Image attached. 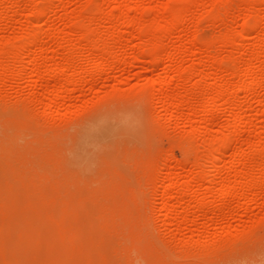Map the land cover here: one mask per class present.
Segmentation results:
<instances>
[{
  "label": "rangeland",
  "instance_id": "374dc122",
  "mask_svg": "<svg viewBox=\"0 0 264 264\" xmlns=\"http://www.w3.org/2000/svg\"><path fill=\"white\" fill-rule=\"evenodd\" d=\"M0 45V264H264V0H0Z\"/></svg>",
  "mask_w": 264,
  "mask_h": 264
},
{
  "label": "bare ground",
  "instance_id": "6f19581e",
  "mask_svg": "<svg viewBox=\"0 0 264 264\" xmlns=\"http://www.w3.org/2000/svg\"><path fill=\"white\" fill-rule=\"evenodd\" d=\"M172 8V7H171ZM171 10V9H170ZM184 9H181V11H182V13L185 11H183ZM37 11V10H36ZM35 11V12H36ZM180 11V12H181ZM184 14V16H185V14H187V13H183ZM180 15H182V14H180ZM34 17V16H33ZM176 18H177V16H175ZM116 18H118V17H116ZM119 18H121V17H119ZM118 18V19H119ZM180 18V17H179ZM83 19V18H82ZM125 19V18H124ZM168 19H170L171 20V18H168ZM168 19L166 20V21H168ZM181 19V18H180ZM121 20V19H120ZM132 21L133 20H135L134 18L133 19H131ZM178 21H176V19L175 20H173L172 19V21H170V23L171 22H173V23H175V25H176V22H178L179 24L180 23H182L183 22V20L182 21H180L179 22V19H177ZM185 20V19H184ZM78 21V23H79V20H77ZM82 21V20H81ZM114 21H116V20H114ZM83 22V21H82ZM129 22V21H128ZM117 23V22H116ZM134 23V22H133ZM132 23V24H133ZM166 22H164V24H165ZM167 23H169V22H167ZM177 23V24H178ZM80 24V23H79ZM82 24H84V23H82ZM172 24V23H171ZM129 25V24H128ZM134 25V24H133ZM167 25V24H166ZM251 25V24H250ZM165 26V25H164ZM169 26H171V25H169ZM179 26V25H178ZM152 27V26H151ZM150 27V28H151ZM165 27H163V29H164ZM167 29V28H166ZM165 29V31H167ZM176 29H177V27H176ZM143 30H144V27H143ZM146 30V29H145ZM169 30V29H168ZM174 30V29H173ZM247 29L245 28L242 32L243 33H241L242 34V36L244 35V33H246L245 31H246ZM151 31H152V29H151ZM151 31H150V33H151ZM247 31H250V30H247ZM147 32V31H146ZM149 32V31H148ZM155 32V31H154ZM169 32V31H168ZM168 32H166V33H168ZM153 33V32H152ZM248 33V32H247ZM89 34V33H88ZM25 35V34H24ZM27 35V34H26ZM26 35H25V37H26ZM43 35V33H42V31L41 30H36V31H33L32 33H29L28 32V38H24V39H28L25 43H27L24 47L23 46H21L20 48H22V49H25L26 51L25 52H27V51H30L31 50V48L36 44V42L37 41H39L40 40V38H41V36ZM163 35H164V33H163ZM89 36V35H88ZM110 36H112V35H110ZM109 36V37H110ZM241 36V37H242ZM245 36V35H244ZM120 37V36H119ZM88 38V37H87ZM111 38V37H110ZM243 38V37H242ZM119 39V38H118ZM117 39V40H118ZM107 40H108V38H107ZM109 41V40H108ZM110 42V41H109ZM122 43H123V41H121ZM38 43V42H37ZM40 43V46H42L41 44V42H39ZM121 43V44H122ZM71 44V43H70ZM107 44V43H106ZM105 44V45H106ZM13 45V44H12ZM18 45V44H17ZM22 45H23V43H22ZM69 45V44H68ZM72 45V44H71ZM74 45V44H73ZM1 46V45H0ZM36 46V45H35ZM39 46V45H38ZM37 46V47H38ZM70 46V45H69ZM91 46V45H90ZM94 46H95V44H94ZM94 46H91V50H89L88 51V55L90 54V55H92V56H94V53H96L97 51L95 50V48H94ZM109 46V45H108ZM122 47H123V45H121ZM107 47V46H106ZM2 48V47H1ZM16 48V47H15ZM20 48H18V46H17V53L16 54H14L13 53V55L12 56H10V55H3V53H2V55H0V78H2L5 74H6V71L9 69V67H10V65L12 66L13 64H16L17 63V61H19V57L21 56L20 54H19V52H23V51H19V49ZM38 48H40V47H38ZM65 48V47H64ZM140 47H138V49H139ZM42 49V48H41ZM68 49V48H67ZM81 49V46H73L72 48H71V50L69 51V55L68 56H63L62 58H61V61L59 62V61H57L58 60V58H57V60H55L56 59V57L57 56H52V57H54V58H51V60L53 61V59L55 60V61H53L52 62V65H50L49 67L51 68V73H50V78L51 79H54V80H57V79H65L66 81H68V83H69V85L72 83V86H75L77 83H75V76L78 74H76V72H77V69L78 70H80L79 68H80V65H79V62H77V60H76V56H77V54L75 55V53H76V51L78 50H80ZM98 49H99V47H98ZM102 49H104V47L102 48ZM102 49H101V51L100 52H102ZM133 49V48H132ZM5 50H8V49H4V50H2L1 49V52L2 51H5ZM11 50V49H10ZM9 50V51H10ZM15 50V49H14ZM13 50V51H14ZM82 50V49H81ZM135 50V49H134ZM134 50H132V51H134ZM140 50V49H139ZM138 50V52L140 53V51ZM12 51V50H11ZM16 51V50H15ZM33 51V50H32ZM103 51H105V50H103ZM131 51V52H132ZM25 52L23 53V54H25ZM64 52H65V49H64ZM63 52V53H64ZM99 52V53H100ZM108 52V51H107ZM6 53V52H5ZM106 53V52H105ZM138 53V54H139ZM58 54V53H57ZM60 54V53H59ZM136 54V53H135ZM151 54H153V53H151ZM20 55V56H19ZM96 55V54H95ZM99 55H101V54H99ZM104 55V54H103ZM102 55V56H103ZM106 55V54H105ZM108 55V54H107ZM131 55V54H130ZM140 55H141V53H140ZM161 55V54H160ZM58 56H60V55H58ZM91 56V57H92ZM102 56L100 57L101 59H102ZM131 56H134V52H133V55H131ZM138 56V55H137ZM152 56V55H151ZM79 57V56H78ZM146 55H145V57H144V54L143 55H141L140 56V61L142 60H146ZM99 58V59H100ZM137 58V57H136ZM161 58V57H160ZM78 59V58H77ZM100 59V61H101V63H98V65H96L97 67V69L99 70L98 71V73L99 72H101V71H103V69H104V63L102 64V62H103V60H101ZM254 60H252L253 62H252V64H251V67L249 68V73H251V71H253V70H255V67H256V60H255V58H253ZM139 60V59H138ZM38 62H31L32 64V66H33V68L35 67L36 68V65H38L39 64V60H37ZM105 61V60H104ZM114 61V60H113ZM141 61V62H142ZM159 54L158 53H156V54H153V56L152 57H150L149 56V62L151 63V66L155 69V70H157L156 69V67L158 66V65H160V64H158L159 63ZM115 62V61H114ZM119 62V61H118ZM117 61L115 62V63H118ZM143 62H145V61H143ZM38 63V64H37ZM91 61H88V64L83 68V70H84V72H85V74H88V69H89V66L91 65ZM39 65H41V64H39ZM115 65V64H114ZM116 65H118V64H116ZM37 67H39V66H37ZM151 67V68H152ZM195 67V66H194ZM47 69H48V67H46ZM152 68V69H153ZM39 69V68H38ZM179 69V68H178ZM195 69V68H194ZM194 69H190V70H185V71H183V72H180L179 70H177V71H179L178 72V74L176 75V77L177 78H182L183 79V81H185V80H187L188 81V79H189V76H190V74H193V76L195 75L196 76V72L198 71V70H196V72H195V70ZM196 69H197V67H196ZM83 70H81V71H83ZM155 70H153V72L155 71ZM39 71H40V69H39ZM38 71V72H39ZM195 73H194V72ZM35 71L33 70V72L32 73H34ZM37 72V73H38ZM70 72H72V73H69ZM35 74V73H34ZM38 74H41L40 72L38 73ZM80 74V73H79ZM100 74V73H99ZM197 74H199V73H197ZM202 74V73H201ZM200 74V75H201ZM49 75V74H48ZM89 75H91V74H89ZM38 76H41V75H38ZM37 76V78H39ZM92 76V75H91ZM209 76V75H208ZM35 77H36V75H35ZM89 77V76H88ZM49 78V79H50ZM89 78H92V77H89ZM89 78H86V79H88V81H89ZM85 82V81H84ZM158 82H160V81H158ZM75 83V84H74ZM156 83H157V80H156ZM256 83V82H255ZM226 84V83H225ZM68 85V84H67ZM255 85V84H254ZM243 86V85H242ZM226 87H228V85L226 86ZM222 88H224V89H226L225 87H222ZM219 90V89H218ZM225 92V91H224ZM175 93V94H174ZM173 93V97H175L176 95L178 96L179 94V92L178 93H176V92H174ZM172 94V93H171ZM224 94V93H223ZM165 98H168L169 99V97H170V94H168V95H163ZM172 96H171V98H172ZM175 97V98H177L178 99V97ZM180 96H181V94H180ZM227 96V95H226ZM190 97H192L190 100H189V98H188V100H189V103L190 104H192L193 102H195V95H193V96H190ZM212 97H213V95H212ZM174 98V99H175ZM198 98H199V96H198ZM213 100V99H212ZM166 101V100H165ZM169 101V100H168ZM198 101V100H197ZM200 101V100H199ZM177 102V101H176ZM168 103V102H167ZM177 106V105H176ZM117 115H119L118 113H117ZM116 118V117H115ZM95 122V121H94ZM93 122V123H94ZM87 123V122H86ZM89 130V129H88ZM110 130V129H109ZM118 130V129H117ZM119 131V130H118ZM121 131V130H120ZM85 132V131H84ZM78 135V134H77ZM82 135V134H81ZM85 135V134H84ZM82 138V137H81ZM89 138V137H88ZM87 138V139H88ZM67 141V140H66ZM65 144V143H64ZM83 144V143H82ZM228 146V143L227 142H224L223 144H221V147L217 150L216 148V150L217 151H214V152H208V154H210L209 155V160H210V162L212 163V165H213V168H215L216 167V163H217V161L218 160H220L222 157H223V148H226ZM66 148V147H65ZM228 148V147H227ZM213 149V148H212ZM67 150V149H66ZM211 150V149H210ZM222 150V151H221ZM264 151V150H263ZM66 152V151H65ZM73 152V151H72ZM69 153H70V151H69ZM74 154V153H73ZM75 155V154H74ZM243 156L240 154V153H235L234 154V158H233V162H232V164L233 165H238V164H242L244 161H245V159L244 158H242ZM170 162H171V160H170ZM78 165H79V163H78ZM245 165V164H244ZM243 170V169H242ZM244 171V170H243ZM243 171H241L240 170V172H239V174L238 175H236L235 177H234V179H233V181L235 182V183H239L240 181H242V179L244 178V176L246 175V173L245 172H243ZM253 178V177H252ZM194 179H196V177L194 178ZM192 180H193V178H192ZM252 181L250 182V185H253L254 186V184H255V178L254 179H251ZM211 182H209V184H210ZM188 186H190L189 184H188ZM211 186H212V184H211ZM184 187H187V185H185ZM183 187V188H184ZM227 189H226V191H225V193H223V194H225L226 196L228 195V194H230L232 191H237L236 190V186L234 187V186H228L227 185ZM250 187H252V186H250ZM188 189H189V187H188ZM187 188H185V191H187L188 190ZM174 191V190H173ZM172 191V192H173ZM184 191V192H185ZM238 192V191H237ZM177 193L179 194V191L177 190ZM182 194H183V192H182ZM184 194H186V193H184ZM183 194V195H184ZM171 195V194H170ZM180 195H181V193H180ZM177 197H178V195H176ZM171 197H173V196H171ZM174 198H176V197H174ZM182 198H183V196H182ZM171 199V198H170ZM181 200V199H180ZM176 201V200H175ZM179 201V200H178ZM202 204V203H201ZM199 208V207H198ZM197 208V209H198ZM202 208V207H201ZM200 209V208H199ZM198 209V210H199Z\"/></svg>",
  "mask_w": 264,
  "mask_h": 264
}]
</instances>
